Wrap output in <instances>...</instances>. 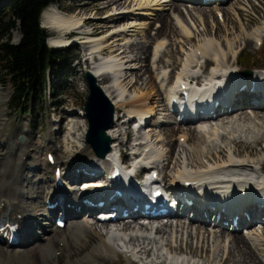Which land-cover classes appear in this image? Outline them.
<instances>
[{
  "label": "bare ground",
  "instance_id": "obj_1",
  "mask_svg": "<svg viewBox=\"0 0 264 264\" xmlns=\"http://www.w3.org/2000/svg\"><path fill=\"white\" fill-rule=\"evenodd\" d=\"M127 1L128 0H106L107 6L105 7L109 8L112 6H117L121 8L122 6H125V4H127ZM175 1L180 0L171 1L170 8H172L173 11H182V5H184V3L180 2L184 1H180L178 3ZM191 1H195L196 4L198 0ZM210 1L211 0H200V3L206 2L208 4V2ZM145 3L148 6L149 1L145 0ZM200 3L198 2V4ZM54 5H56V3L49 5L43 11L42 23L50 32H55V34L49 38V42L52 44V46L67 45L69 44V42H65L67 41V35L71 34L74 29H79L80 31L78 30V32H80L81 34L84 33L82 32L84 30L83 27H86L88 25V21L83 17H80L77 13H67L66 11L63 12V10H61L59 6L50 8ZM141 5L143 4H141L140 2L139 6ZM194 9H201V6H196ZM205 9L206 8H202L201 10ZM148 10H144L143 14L146 16L149 14H153V10H149L150 12ZM203 13H205V11ZM227 14L230 15L229 11H227ZM227 14H225L224 20L228 23L234 22L232 18H230ZM126 16L127 15L122 14L117 16L115 20L110 21L113 24L120 21ZM206 16H208L207 13L205 14V18H207ZM167 18L168 16L160 18L162 27L160 30L157 28L158 32L157 29H155V35L157 34L159 35V37H164H161L162 39H158V42L155 44L154 58H156L157 55L161 53L164 45L163 39L166 38L165 36L177 34V30H175V28L171 25ZM112 19H114V17H112ZM135 19L137 20L136 15ZM103 26L99 28V30L102 29V33L105 32L106 28L108 29L109 25L105 29L103 28ZM114 28H116V26ZM183 30V33H187L185 29ZM219 31L221 32V30H216V32ZM143 32L148 33L146 29L143 30ZM206 32L209 34L210 30L206 29ZM56 33H59V37H56ZM93 33H96V31L93 30ZM112 33L113 35H108L109 37L106 41L109 42L112 40V42H110L109 44L103 41L105 37L99 36V38L95 37V35L84 37L86 40L84 39L85 41L83 40L84 42L82 41V43L90 45V50L88 49V51L91 52V55L97 53L102 55L107 51L110 53L120 52L121 50L117 48V46L119 45H114V43L116 42L115 39L120 35V33H117L116 30L112 31L110 34ZM252 35H254V39L248 36L247 44L252 45V43L255 42H259V44L263 43V33H260L259 30L255 31ZM153 37H150V39H152ZM190 38L192 39V37ZM138 43L139 42H133L132 44H130L129 52L131 54H135L137 52V55L135 54L128 57L125 63H120L115 58L103 59V61H99V58L97 56H94V61L90 70L88 71L96 77L99 86L113 103L115 107L114 121H119V118L121 116H124V110L128 112V115L130 117L132 116L131 118L134 117V119H136L138 117L139 119H143L145 121L153 116L158 115L160 113V109L164 111V108L159 109L158 107L165 106L167 110H169L167 114L169 117L174 118L175 125L172 126V129H167V131L164 129L165 127L163 129L171 136L178 133L176 142H174L175 137H173V141L171 140L168 143V146H170V148L153 149L151 148L150 144H144L142 143L143 141H139V150H135L131 147L130 149L137 153L135 157H139L141 163L146 161L147 159V162L155 166L154 169H160L163 175V182H166L170 184V186L175 188L178 196L181 199V203L184 199L194 201V205L189 206V208L194 210L195 216H187V207L185 206L182 211L174 213V215H176L175 217H173L175 218V220H167L166 223H162L161 225L158 224L153 227L151 226V223H139V219L136 218V215L139 214L138 212L132 213L127 218L120 216L112 222L102 221L94 217L92 208L87 205L85 199L88 198L95 201L96 199H98L97 197H100L102 195L101 189L88 190L83 187L77 186H81L86 182L97 181L107 175L108 173L106 172V168L109 165L108 157H111L116 150H125V148H123L124 144L120 141V136L122 134L119 131L120 129L116 127V122L114 123L115 125L109 128L107 131L109 137L113 140V143L110 148L111 150L103 158L99 157L96 154L97 151L93 149V145L86 140L89 127L84 113H82L84 118L83 124L80 125L77 122L74 126V128L77 125L78 129H83L81 135L79 136L83 141V144L79 147L74 144V146L72 147L71 144L72 142L74 143V141H72L71 139H69L67 142L64 141L65 144L63 147H65L67 151L63 149V154H69V158L71 159L63 157L62 151L58 150L59 147L56 145V143L54 145L50 143L48 139L43 141V151H45V154H42L45 155V159H36L32 155L33 152L31 151V149H35L36 154L38 147L33 144L32 132L28 128H22L20 134L24 136L22 137V139L24 138V142L20 143L19 145L16 144L17 148L13 151V156L10 157L8 153H5V150H7L6 148L9 149L11 146L9 142L12 141L9 131L5 128V125L8 124V120L6 117L8 115L7 100L9 98L7 95L4 100H0L2 104L0 109V138L5 137V139H7L6 144L0 143V221L3 219L6 222L16 224L17 228L14 231H11L8 227L3 229L0 226V245L2 246L0 247V264H15L20 260V258L25 257L24 253L26 251H18L19 249L14 248L20 247L19 244H23L24 242L33 239L32 235H37L42 241L48 242V246L41 255L32 254L29 257L30 264H111L114 262V257H119L121 254L126 256L125 258H127V264H137V257H139L144 264H173L169 256L165 255V253H163L162 251L165 250L169 255H173L171 254L172 252H175L177 254H180V252L182 253L183 248L181 243H179V237H185L186 240L188 239V243L186 245V248H184V251L186 249H190L188 248V245L193 239L197 238V240L199 241L198 243L207 242L212 247L216 245V248L214 247L213 250L210 249V253L207 254L215 255L217 246L218 249L224 250L226 248V245L224 244L222 246V242L228 240V243H230L229 253H231L232 250H236L238 252V256L240 257L237 262L234 261L235 264L263 263L259 259L258 255L255 254V250L253 249V247L249 245V238L247 235V237L244 234L230 235L226 231V229L237 231L236 229L240 230L243 226H246V230L254 233L256 230L252 228V225H254V223H256L257 221H261V219L264 222V187L259 188L256 186L264 184V178L259 174L260 169L264 171V166H262L264 162L258 163L261 166L259 169V165L257 163H253L250 161L251 165H249L248 162L235 160V158L242 157L243 155L252 157L253 155L260 153L261 151H264V114L262 115V113H260L261 109L264 110V83H262L261 86L259 83H257L258 85H256L258 86V89L252 92L250 90V87L251 80L254 79L253 75H251L252 79L251 77H249L247 80H241L242 78L237 76L239 77V79L236 78L234 79V81L231 80V75H227L226 82L229 83L226 85V92L220 95V90L217 91V98L222 101L220 106H201V108L204 107L206 109H212V113H197L195 116L189 117L188 114L191 113V109L189 106L184 107L181 111L175 110L176 113H172V105H170V95L177 94V92L180 90L177 87H171L170 95L168 93V86L167 88L164 87L166 97L163 102L160 101V105H158L159 102H155L154 104H152V102L150 101V92L146 94H144L143 92H139V94L135 95L134 90L135 96L131 97L130 95L124 97L127 87L130 86L131 88L134 87L135 89L136 85L139 84V81L143 80V76H145L146 73H149V76L152 74V67L148 64H141L139 68L135 66L133 67V65L131 64L132 62H138L137 64H139L140 62H145L146 60L148 62L149 55L147 57L146 54L148 53L149 44L147 43L146 45L140 47ZM202 43V46H199L196 50H198L200 55H202L203 57H207V61H205L206 65H212L210 74H217L214 75L213 78L220 75V77L217 78L220 80L223 72H225L229 68H232L233 66L238 65L237 58L239 55V48L235 47V45L229 42H225L226 46H224L223 44V46L225 47H223V49L226 50L225 52L223 50H218L217 46L213 47L212 42H206L205 44L204 42ZM169 46L166 47L167 49H165L159 55V63L165 61H162V59L163 57H165L164 54L169 50ZM209 47H213L215 51V54L213 55H215V58L207 63L212 58L210 57L211 55L208 56L207 54ZM180 49H182V46L180 47ZM139 51H141L140 55L138 54ZM119 54L127 53L126 51H123ZM170 55L172 56V54ZM194 56H190L189 61L184 62L182 70L180 68V71L176 76L177 80L190 76L191 74L199 71V68H202V64L199 62L200 57L199 60L196 61L194 59ZM128 63L129 65H126ZM221 63H224L225 65ZM162 65H158L161 73L167 72L164 71V68L169 65L166 64V66L164 65V63ZM215 65L217 66L214 67ZM238 68L239 67H237L236 70H238ZM114 72H120V74H124H122L123 76L119 75L118 78L116 77L114 79L113 77H111V74ZM164 75L166 76L168 74ZM134 77L135 82L133 81ZM157 78H159V76L155 74V76H152L151 79H149L147 82L146 80L148 79V77H146L143 82H146L150 86H153L152 90H154L155 84L158 81ZM159 82L160 83L157 82V89L158 86H161V89H163L162 86H164V83H162V81ZM245 83L248 84V88L243 91L238 90V87L243 86ZM156 93L157 97L160 96L159 90H157ZM164 101H166V103H164ZM244 108H248V111H242V109ZM2 109H5L6 115H2ZM239 110L240 112H238ZM179 115L183 116L182 121H178ZM59 118L62 122L61 126L59 123L60 133L65 132L67 130V127L63 123L66 117L60 113ZM195 122L196 124L185 126V124L187 123ZM245 127H247V130H244L243 132L241 131L242 133H237L238 129ZM261 127L263 129H260ZM251 128H255L256 130H258L261 135H251L252 137H250L248 133L254 131ZM140 129H142V124H140L139 130ZM223 131H226L225 134L223 133ZM227 132L228 134H226ZM168 133L166 135H168ZM126 135L127 137L129 136L128 130L126 131ZM148 135L149 134H147V138L149 137ZM155 135L152 134L151 140ZM200 135H202V139L200 138ZM45 138L46 137H44V139ZM48 138L52 137L49 136ZM181 138H183V145H181ZM226 139H230L233 145L230 153H228V151L225 152V148H223V146L216 141L221 140L222 142H226ZM2 140H4V138H2ZM131 140L132 137L129 138V143L132 142ZM196 140H199V143ZM117 141L120 142L117 143ZM195 141L199 145L202 144L201 142H207V144L209 143V150L206 152L198 151L196 150L198 148V146L196 148L197 144L193 145L196 149L195 153L191 155L193 156V159H197L190 160L191 158H187L186 155L184 157L180 156L181 159L187 158L188 163H186L187 160L181 161L180 159L175 158L180 162H183L184 164L180 165L176 163V161L175 164L178 165L173 166L172 163L174 161L172 162V159H174L173 156L175 154L174 152L176 151L175 148H177L178 146L185 147L186 145H189L190 147V145L192 143H195ZM163 143L162 144L165 145V141ZM206 146L208 147V145ZM224 147L227 146L225 145ZM217 148L219 149L218 151L216 150ZM69 149H75V151H69ZM198 149H200V146ZM200 150H202V148ZM241 150H243V152H241ZM49 152H54V154L56 155L57 162L55 165H51L48 163L47 155ZM128 153L129 152H127L125 156H127ZM217 153H220L221 157L218 156ZM203 157L208 159L207 163H204L205 159L202 162ZM86 159H88L87 162H85L87 164L81 163ZM134 159L135 158H133V156L130 158V160ZM72 160H74L75 162H73ZM88 162H91V164H89ZM56 166H60L62 168L60 177H57L55 174ZM170 167L175 170V172L173 171L174 173H168ZM146 172L150 175L151 171L148 170ZM238 172H250L252 174L255 173L254 176L258 174L257 178L255 177L254 180L257 179L258 181H260V183H250V189L245 191L243 193L244 195L237 194L239 191L237 188L243 187L245 186V184L247 185V182L244 180L233 182L221 177L228 174L237 175ZM202 180L205 181L204 187H206V189L208 190L203 191L204 193L199 192L201 188L193 184L196 181ZM187 181L191 182V184L186 185ZM60 182H62V184H60ZM119 186L125 193L127 198V204L125 208H134L136 204L133 203L130 196H133V194L137 193H143V189H145V186L139 185L135 181L127 179H123V182H120ZM223 186H231L235 188V190L230 193L227 192L222 194L220 192L222 191ZM39 196H41V199L39 198ZM110 200L111 199L109 196L106 201ZM40 201L41 204L39 205ZM56 202L57 204H55ZM50 204L55 205L50 208ZM214 206L215 208H213ZM77 207H80L81 211L75 210V208ZM83 213H88L86 214L85 218L83 216ZM60 214L69 219L64 228H59L56 225H53V223H56V216ZM184 216H187L188 218ZM236 216H239L237 226H235L233 220H231V224H229V226H226L223 223L224 221L234 219ZM159 221L160 219L150 220V222ZM211 222H214V224ZM110 224H113L115 226V229H111ZM232 225L233 228L231 227ZM216 226L218 227V229H216ZM256 226L257 225H255L254 227ZM55 229L57 231L54 232V236L49 238V233L53 230L55 231ZM135 230L142 231V234L135 233ZM122 231L124 232V234L122 233ZM127 231H130L132 233ZM143 231H154L156 236L152 237V235H150V232L148 235L147 233H143ZM125 232L130 233L129 238L125 236L127 235ZM218 232L220 233L219 235H217ZM256 232H258L257 236H260L261 238L262 236H264V230H257ZM12 235H15L17 237V241L12 242L10 240V237ZM211 236L217 238L214 239V241L212 238V243H210L209 241L211 240V238L209 239V237ZM220 238L225 239L223 241H219ZM55 239L57 240V244H54ZM182 239L180 240V242H182ZM193 241L191 243H193ZM154 243H157V247L149 249V246ZM262 243L264 246V241ZM122 244L126 246L125 250H121ZM195 250L192 249V251H187L188 253H191V256H193L191 259H194V256L198 257V254L196 253L197 250ZM208 251L209 249H204V253H208ZM187 252L186 254L188 255V257H191ZM47 257H49L48 263L45 261ZM230 258L233 259V257ZM177 261H180V258H178ZM177 261L174 263L178 264ZM183 262L186 264H195L192 262V260L184 259ZM212 262L213 260H208V264H212ZM224 262H226V260H224L222 264ZM196 264L201 263L199 262Z\"/></svg>",
  "mask_w": 264,
  "mask_h": 264
},
{
  "label": "rangeland",
  "instance_id": "obj_2",
  "mask_svg": "<svg viewBox=\"0 0 264 264\" xmlns=\"http://www.w3.org/2000/svg\"><path fill=\"white\" fill-rule=\"evenodd\" d=\"M5 1L6 0H0V7H2L4 5ZM148 1H149L148 6L146 5L145 0H128L127 4H125V6H122L121 8L117 7V6H112V7L108 8V7H105V6H107L106 0H57L55 2L56 5L50 7V8H53V7L59 6L60 9L63 10V12L66 11L67 13L68 12L69 13H77L80 17H83L85 20L88 21L87 22L88 26L83 27L84 30L82 32H84V33H82V34H87V33H90L91 31L94 30V31H96V33L94 34L95 37H99V36L105 37L103 39L104 42H106L108 40L107 38L110 35H113V33L112 34H110V33L112 31L116 30L117 33H120V35L115 39L116 42L114 43V45H119V46H117V48H119L121 51L116 52V53H110L107 51V52L103 53L102 55L98 54V53L91 55V52L88 51V49L90 50V45L82 43V41L85 38L83 39V37H81V38L76 37V33H73V32L70 35L68 34L66 37L67 41H65V42H69V43L71 42V45L74 47L75 54L77 55V59L75 60V62L73 64L75 75L69 81L68 91L63 93L59 97H54V96L51 97L50 95H48L47 103L42 104L43 106L42 105H39V106L35 105L34 111H32L31 113H28L26 115L10 108V98L12 95V91H11L12 88L9 85L8 80L3 79V76L1 75L2 66L0 64V100H4V98H6L8 95V98H9L7 100V102H8L7 114L8 115L6 117L8 120V124L5 125V128L9 131L11 138H12V141H10V142L8 141L11 146L9 149L6 148L7 150H5V153H8V155L10 157L13 156V151L17 148L16 144L19 145L20 143L24 142V138L21 139L24 136L20 134L22 128H28L32 132L33 144L39 148V150L37 148L36 154H35V149H31V151L33 152L32 155L36 159H39V158L45 159V155H43L42 153L45 154V151H43V141L46 139H48L49 142L54 144V145L56 143V145L59 147L58 150L62 151V156L69 158L70 157L69 154L68 155L63 154V149H65V147H63L65 144L64 141L67 142L69 139L74 141V143L72 142V144H71L72 147L74 146V144H76L78 147L83 144V141L79 137L81 135L83 129L82 130L78 129L77 125L75 128H74V126H75V123H77V122L80 125H82L84 122V118H83L82 113H84V115H85L84 107H85L87 97H88V94L90 91L89 86H88V82L86 79V73L88 72V70H90V68L92 66V63L94 61V56H97L99 58L98 59L99 61H103V59L115 58L118 60V62L125 63V61L127 60L128 57L133 56L137 53L136 52L135 54H131L129 52L130 51V49H129L130 44H132L133 42H139L138 44L140 47H142L148 43L149 48H150V49L148 48V53L146 54L147 57L149 55L148 62H147V60L145 62H140L139 64H137L138 62H132L131 64L133 65V67L135 66V67L139 68L141 66V64H143V65L148 64L149 66L152 67V71H151L152 74L150 76L154 77L155 74H157L159 76V78H157V80H158L157 82L160 83L159 81H162V83H164V86H162L163 89H161V86H158V89H157V82H156L155 88H154V90H152L153 86H150L149 84L146 83L149 79H151V77L149 76V73H146L145 76H143V80L146 79V77H148L146 82H143V80H140L139 84L136 85L135 89H134V87L133 88H131L130 86L127 87L126 92L124 94V97L130 96V95L132 97V96H135L136 94H139V92H141V93L143 92L144 94L150 92L151 93L150 94L151 95L150 101L152 102V104H154L155 102H159L158 105H160L161 102H163V100H165L166 92L164 91V87L167 88V86H168V83H167L168 76L167 75L165 76L164 74L172 73V75L174 74V76H172V79H174L176 77V75H178L180 68L182 69V67L184 66V62L189 61V57L192 55L193 56L195 55L194 59L196 61H198L199 57H200L199 62H201L202 64L205 61H207V57H205V56L203 57L202 55H200L199 51L196 50L199 46H202V44H203L202 42H204V44L206 42H208V43L212 42L213 47L217 46L218 50H223L225 52H226V50L223 49V47L226 46L225 42H229V43L235 45V47L239 48L238 52H239V55H241L240 59L243 62L241 65L240 63H238V58H237L238 65L234 66V67H236L235 69H237V67H239L238 69H240L242 71H253L254 70V73H256L257 71H261V74H263V71L261 69H258V67H264V38H262L263 45H259V42H255V43H252V45H249V44H247V38H248V36H250L251 38L254 39V35H252V34H254V32L257 30H259L260 33H263L262 36L264 37V0H240V1L239 0H218V1L211 0L210 1L211 3L208 2V4L206 2L200 3V0H198L196 4H195V1L194 2L185 1V0H180V1H184V2L175 1L177 3L178 2L184 3V5H182V11H180V12L173 11V9L170 8V3L173 0H171V1L170 0H148ZM140 2L143 5L139 6ZM198 2L200 4H198ZM196 6H201V9L202 8H206V9L205 10L197 9L198 10L197 11L194 9ZM146 9L147 10L149 9L150 11L153 10L154 11V12L152 11L153 14H151V15L149 14L147 16L144 15L143 12ZM199 11H200V13H199ZM201 11H202V14H201ZM204 11H205V13H203ZM227 11H229L230 15L227 14ZM206 13L208 14V16H206L207 18H205ZM122 14L127 15V16L122 18L118 22H115L113 24L111 23L110 20H115L117 16L122 15ZM225 14H227L230 18H232V20L234 22H232V23L226 22L224 20ZM135 15L137 16V20L135 19ZM167 16H168L167 19L169 20L171 25L175 28V30H177V34L165 36L166 38L163 39L164 45H163V49H162L161 53L165 49H167L166 47H168L169 44H170V46H169V50L164 54L165 57H163V59H162V61L163 60H165V61H163L162 63H159V59H160L159 55L161 53L158 54L156 58H154V47H155V44L158 42L157 40L162 39L161 37H164V36L159 37V35H157V34L155 35V32H156L155 29H157V28L159 30L161 29L162 24L160 22V18L167 17ZM112 17H114V19H112ZM108 18H109V20H108ZM41 23H42V21H41ZM118 24H120V25H118ZM42 25H43V23H42ZM108 25L111 28H109ZM101 26H103L104 29L106 27H108V29L106 28L105 32L102 33L101 32L102 29L99 30V28ZM115 26H116V28H114ZM131 26H133V27H131ZM180 26H181V28H180ZM109 29H111V30H109ZM145 29H146V31H148V33L143 32V30H145ZM158 29H157V32H158ZM183 29H185V31H187V33H183V31H184ZM206 29L210 30L209 34L206 32ZM74 30L78 31L79 29H74ZM216 30H221V32L220 31L216 32ZM48 32H50V31H48ZM123 32H124V34H123ZM54 33L51 32V35H53ZM56 34H57L56 37H59V33H56ZM153 35H154V37H153ZM20 37H21L20 33L17 30H15L14 34H13V40L12 41L14 43H18ZM150 37H153V38L150 39ZM190 37H192V39ZM110 42H112V40L109 42H106V43L109 44ZM47 43L49 46L52 45L48 40H47ZM55 44H58V43H55ZM223 44H224V46H223ZM181 46H182V49H180ZM213 47H209V49H208L209 52L207 51L208 56L211 55L210 57H212L207 63H209L213 58H215V55H213V54H215ZM179 49H180V51H179ZM123 51H126L127 54H119ZM175 53H176V55H175ZM138 54L140 55L141 51H139ZM170 54H172V56ZM163 63H164V65L167 64L169 66L166 65L167 67L164 68V71H167V72L161 73V70H159L158 65L159 64L162 65ZM224 63H221V64L225 65ZM126 65H129V63ZM216 66L217 65H215L214 67H216ZM122 74H124V73L120 74V72H114L111 74V77H113L115 79L116 77L118 78L119 75L123 76ZM138 79H139V77H138ZM133 81L135 82V77L133 78ZM134 90H135V95H134ZM157 90L160 91V96H158V97L156 96ZM164 103H166V101H164ZM29 105H31V104H29ZM1 106H2V104L0 102V109H1ZM158 108L159 109L164 108V111L160 109V113L158 115L153 116L148 120L146 119L147 121H145L143 119L141 120L138 117L136 119H134V117L131 118L132 116L130 117L126 110L123 111L124 116H121L119 118V121H115L116 123L114 122L116 124V127L120 129L119 131L122 134L120 136V141L124 144L123 148H127L129 146L128 147L129 149L131 147V148H134L135 150H139V147H138L139 143L143 141L142 143L150 144L151 148H153V149H155V148L156 149H159V148L160 149H163V148L166 149V148H170V146H168V143L171 140L173 141V137H175L174 142H176L178 133L171 136V135H169L168 132H166L167 129H169V128L172 129V126L175 125L174 118L168 116L167 112L169 110H167V108L165 106L164 107H158ZM243 110L248 111V108H244V109H242V111ZM255 110H257V109H255ZM263 111H264L263 109H261V111H260V113H262V115L264 114ZM1 112H2V115L3 114L6 115L5 109L4 110L2 109ZM238 112H240V110ZM60 113L66 117L63 124L66 125V127H67L66 131L67 132L65 131V132L60 133L59 123H60V126L62 125V122L60 121V118H59ZM130 118H131V121H130ZM85 119H86V117H85ZM133 121H134V124H133ZM140 124H142V129L139 130ZM190 124H196V122L195 123H187V124H185V126L190 125ZM191 126H194V125H191ZM260 129H263V128L261 127ZM127 130L129 133L128 137L126 135ZM244 130H247V127L238 129L237 133H242ZM252 130H254V131H251L250 132L251 134L248 133V135L250 137H252L254 135H257V136L261 135V133H259L258 130H256L255 128ZM225 132L226 131H223L224 134H225ZM167 133H168V135H166ZM147 134H149L148 138H147ZM152 134L153 135L156 134V135L151 140ZM160 134H162V135H160ZM226 134H228V132ZM49 136H51L53 139L48 138ZM44 137H46V138L44 139ZM130 137H132L131 143H129ZM142 137H144V138H142ZM219 137H221V136H219ZM2 138H4V140H2ZM60 138H61V141H60ZM139 138H141L143 140H141ZM200 138L202 139V135H200ZM181 139H182V140H180L182 142L181 145H183V143H184L183 138H181ZM163 140L165 141V145H163L164 144ZM120 141H117V143ZM196 141L199 143V140H196ZM196 141H195V143H192L190 145V147H189V145L187 146L186 144H185L186 146L184 145L185 147H182V146L177 147L176 146L177 148H175L176 151L174 152L175 154L173 156L174 159H172V162L174 161L172 163L173 166L178 165V164H180V165L184 164L183 162H180L179 160H177L175 158H178L181 161H183V160L185 161V160H187V158H189V159L191 158L190 160L197 159V158L193 159V156H192L193 153H195V149L197 148V146H198V148L200 146V149L202 148V150L197 148L196 150H198V151H205L206 152L209 150V143L207 144V142L206 143L201 142L202 144L199 145L196 143ZM216 141L220 145H222L223 148H225V152L228 151V153H230V150L233 146L230 139H226V142H222L221 140H216ZM0 143L6 144L7 139H5V137H1ZM112 143H113V140H112ZM204 143H205V145H204ZM153 145H154V147H153ZM193 145H196V148H194L195 146H193ZM206 145H208V147ZM225 145L227 147H224ZM206 147H207V149H206ZM218 148L216 149L217 151L219 150ZM241 148H243V147H241ZM65 150L67 151V149H65ZM69 151H75V149H73V150L69 149ZM225 152H224V154H225ZM241 152H243V150H241ZM36 155H37V157H36ZM79 155H82V154H79ZM185 155L187 157L186 159L180 158V156L184 157ZM217 155L221 157L220 153H217ZM127 156H128V159L130 160V158L132 157L131 152H129ZM69 159H71V158H69ZM87 160L88 159L84 160L81 163H85V162H87ZM203 160H204V163L208 162V159H206L205 157L202 158V162H203ZM235 160L248 162L249 165H251V162L258 164L259 162H264V151H261L260 153L255 154L252 157L248 156V155H243L242 157L235 158ZM72 161L75 162L74 160H72ZM175 162L178 164H175ZM88 163L91 164V162H88ZM186 163H188V160ZM85 164H87V163H85ZM62 167H63V165H62ZM64 167H65V164H64ZM173 171L175 172V170L172 169V167H170L168 170V173H174ZM39 198L41 199V196H39ZM40 204H41V201H40L39 205ZM189 214L193 215L192 212H189ZM184 217H187V216H184ZM84 218H85V216H84ZM171 218L170 217L161 218L162 220H160L159 222H153V223L161 225L162 223H166L167 220H170V221L175 220V218H173V217H171ZM67 223H68V221H67ZM211 223L214 224V222H211ZM228 223H230V221H228ZM53 225H55V223H53ZM255 225H257V226L254 227ZM196 226H197V224H196ZM252 228H254L256 231L257 230H264L263 220L261 219V221H257L256 223H254V225H252ZM216 229H218L217 226H216ZM236 230L237 231H232V230L226 229V231L230 235H233V234H236V235L244 234L245 236L247 235L249 238V245L253 247V249L255 250L254 251L255 254L258 255L259 259L263 262L262 264H264V246L262 243L264 241L263 240L264 236H262V238H261L260 236H257L258 232L255 231L254 233H252L251 231L246 230V226H243L240 230L239 229H236ZM56 231L57 230L55 229V231L53 230L52 232H50L49 238L54 236V232H56ZM137 231L138 230H135L134 232L142 234V231H138V232ZM127 232H130V231H127ZM149 232H150V235H152V237L156 236L154 231H152V234H151V231H148V232L143 231V233H147L148 235H149ZM122 233L124 234L123 231H122ZM130 233H132V232H130ZM130 233H126L127 235H125V236H127V238H129ZM219 234L220 233L218 232L217 235H219ZM32 237H33V239L28 240V241L24 242L23 244H19L20 247L14 248V249H19L18 251H22V250L26 251L24 253L25 257H22L23 259L20 258V260L17 261L15 264H30L29 263V261H30L29 257L32 254L41 255L43 253V251H45L47 249L48 242L42 241L41 239H39V237L37 235H32ZM210 238H211V240H209L210 243H212V238H213V241H214V239H217L214 236L209 237V239ZM179 239L180 240L182 239V242H180ZM179 239H178L179 243H181L182 248H183L182 249L183 252L182 253L180 252V254L187 255L186 254L187 251L188 252H189V250L192 251V249L197 250V251L196 250L195 251L198 254V257L194 256V261H192L195 264L199 263V262L201 264H203V263L208 264L209 259L213 260L212 264H222V262L224 260H226V262H224L225 264H235L234 261L237 262L240 258L238 256V252L236 250H232L231 253H229L230 252L229 251L230 243H228V240L222 242V246L224 244L226 245V248L224 250L218 249V246H217V251H216L215 255H211V254L207 255L210 253V249L213 250V248L216 245L212 247L207 242L198 243L199 241L196 238V239H193L195 241L192 240L193 243H191L192 242L191 241L190 244L188 245V248H190V249H186L184 251V248H186V245L188 243V239L186 240L185 237H179ZM224 239L225 238H220L219 241H223ZM161 241H162V239H161ZM54 244H57L56 239H55ZM21 246H23L24 248ZM0 247H2V246L0 245ZM156 247H157V243H154V244H151L149 246V249L156 248ZM42 248H43V250H42ZM200 248H202V249H200ZM205 248L209 249L208 253H204ZM163 251H165V250H163ZM171 254H177V253L172 252ZM188 254H189V256H191V253H188ZM234 254H236V255H234ZM187 256H184L187 258L186 260H190V257H187ZM224 256H226V257H224ZM125 257L126 256H124L122 254L119 257H114V259H113L114 262L111 264H127V258H125ZM192 257L193 256H191V258ZM230 257H233V259ZM48 260H49V257H47L45 261L48 263ZM137 264H144V263H143V261H138ZM238 264H240V263H238Z\"/></svg>",
  "mask_w": 264,
  "mask_h": 264
},
{
  "label": "trees",
  "instance_id": "obj_3",
  "mask_svg": "<svg viewBox=\"0 0 264 264\" xmlns=\"http://www.w3.org/2000/svg\"><path fill=\"white\" fill-rule=\"evenodd\" d=\"M56 1L6 0L0 7L1 75L13 89L10 108L24 115L47 103L48 95L67 92L75 75L74 47L49 46L50 33L41 24L43 11ZM15 30L21 35L18 43L12 41Z\"/></svg>",
  "mask_w": 264,
  "mask_h": 264
},
{
  "label": "water",
  "instance_id": "obj_4",
  "mask_svg": "<svg viewBox=\"0 0 264 264\" xmlns=\"http://www.w3.org/2000/svg\"><path fill=\"white\" fill-rule=\"evenodd\" d=\"M86 79L90 88L84 107L89 123L86 140L98 154L104 156L111 150V138L107 130L114 124L115 107L91 72L86 73Z\"/></svg>",
  "mask_w": 264,
  "mask_h": 264
}]
</instances>
